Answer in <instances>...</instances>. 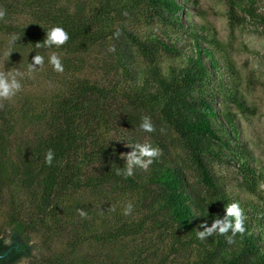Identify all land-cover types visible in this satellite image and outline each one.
I'll return each mask as SVG.
<instances>
[{
    "label": "trees",
    "instance_id": "obj_1",
    "mask_svg": "<svg viewBox=\"0 0 264 264\" xmlns=\"http://www.w3.org/2000/svg\"><path fill=\"white\" fill-rule=\"evenodd\" d=\"M189 3L0 0V71H18L26 83L38 53L44 64L30 74L54 79V88L22 87L0 101V264H264V174L231 107L250 109L241 75L223 44L193 23ZM53 26L68 41L36 48ZM53 52L63 72L49 63ZM165 55L178 63L165 66ZM144 116L154 132L140 129ZM167 132L203 191L173 158ZM144 142L160 155L147 170L117 175L120 154L133 150L126 145ZM215 164L236 167L256 199L233 195ZM231 202L244 211V235L231 244L218 233L199 239V226L222 218Z\"/></svg>",
    "mask_w": 264,
    "mask_h": 264
},
{
    "label": "rangeland",
    "instance_id": "obj_2",
    "mask_svg": "<svg viewBox=\"0 0 264 264\" xmlns=\"http://www.w3.org/2000/svg\"><path fill=\"white\" fill-rule=\"evenodd\" d=\"M187 12L197 26L206 29L209 36L215 37L223 44L237 70L240 72L241 90L246 97L249 110L245 113L237 110L242 139L247 142L256 158L255 168L264 174V27L259 16H264V0H190ZM163 64L167 66L178 60L163 57ZM26 83L23 77L18 78L26 90L43 92L54 88V79L48 74H28ZM51 76V75H50ZM50 85V86H49ZM22 90V89H21ZM17 95V94H16ZM14 97L9 100L12 102ZM220 102L217 106H222ZM167 139L173 158L178 161L187 172L190 180L203 191L198 184L196 171L172 132L164 135ZM216 171L224 176L227 187L233 195L248 200L256 198L242 187V176L234 166L215 164ZM264 184V183H263ZM262 190L264 188L261 187ZM11 231L6 235L7 242H11ZM33 256L38 254V244L32 242ZM27 259L19 264H26Z\"/></svg>",
    "mask_w": 264,
    "mask_h": 264
},
{
    "label": "clouds",
    "instance_id": "obj_3",
    "mask_svg": "<svg viewBox=\"0 0 264 264\" xmlns=\"http://www.w3.org/2000/svg\"><path fill=\"white\" fill-rule=\"evenodd\" d=\"M6 15L7 10L0 7V21H4ZM115 36L119 38L120 32L117 31ZM18 39L19 37L16 36V34H12L10 43H15ZM68 39V33L61 26H53L46 31V37L43 40V43L38 42L35 44V47L51 48L53 45L60 47L64 45ZM109 50L114 52L115 47L112 46ZM49 63L52 65L54 71H64L60 56L57 53L53 52L49 56ZM43 64L44 57L37 53L28 65V72H34L37 68L36 66L42 67ZM20 75L21 73L18 71H0V101L11 100L22 89V85L17 78ZM0 107H3L2 103H0ZM139 127L141 130L149 133L156 130L151 118L148 116L142 117ZM126 146L133 148V150L120 154V158L124 159L126 163L124 167L117 169L116 173L117 175H123L125 178L134 175V169L136 167L147 170L153 163L154 159L160 155V150L153 147L148 142L127 144ZM54 157V151L49 149L45 155V163L51 166ZM260 187L264 188V184H261ZM111 210L115 211V207L113 206ZM77 211L82 218H87V212L84 209H77ZM132 211L133 204L129 202L123 209V215H130ZM199 227L203 229L202 231L199 230L197 233L199 239L204 240L213 234L218 233L224 236L226 241L231 244L233 243V238L237 234L243 236L246 231L244 211L239 202H231L225 205V214L222 218L220 216H216L210 226L208 225V222L205 221ZM229 232H231V235H229Z\"/></svg>",
    "mask_w": 264,
    "mask_h": 264
},
{
    "label": "flooded vegetation",
    "instance_id": "obj_4",
    "mask_svg": "<svg viewBox=\"0 0 264 264\" xmlns=\"http://www.w3.org/2000/svg\"><path fill=\"white\" fill-rule=\"evenodd\" d=\"M6 242H7V239H6ZM10 243H11V242H10ZM10 243L7 242V244H10ZM23 260H25V258H23ZM19 263H20V262H19ZM19 263H17V264H19Z\"/></svg>",
    "mask_w": 264,
    "mask_h": 264
}]
</instances>
